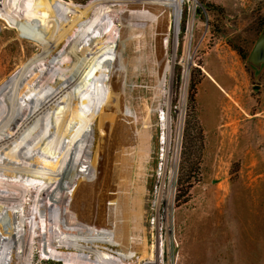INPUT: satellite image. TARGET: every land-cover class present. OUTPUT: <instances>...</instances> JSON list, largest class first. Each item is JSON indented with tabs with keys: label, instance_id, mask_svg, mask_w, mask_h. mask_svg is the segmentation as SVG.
<instances>
[{
	"label": "rangeland",
	"instance_id": "374dc122",
	"mask_svg": "<svg viewBox=\"0 0 264 264\" xmlns=\"http://www.w3.org/2000/svg\"><path fill=\"white\" fill-rule=\"evenodd\" d=\"M19 1L0 0V83L26 66L19 86L27 84L31 89L29 96L36 100L32 109L35 114L38 112L43 128L30 107L26 108L17 124L22 126L25 120L18 134L20 141L10 138L2 153L16 149L15 142L23 144L27 142L24 138L29 141L32 131L31 135L48 133L52 128L62 130L60 124L64 121L66 130L57 147L43 144L41 148L51 149L52 153H40L47 154L51 164L28 156L39 164L36 170H53L49 180L46 177L35 185L39 191L50 189L54 198L63 191L62 212L69 216L73 215L69 208L74 205L73 196L78 197L77 206L85 213L77 218L93 232L61 233L59 222L65 227L77 223L60 216L49 197L46 199L52 209V221L47 225L43 209L36 204L38 196L29 200L25 191L22 206L15 207L19 226L10 258L17 259L25 229V264H66L43 251L42 240L33 239L35 229L43 235L49 226L56 229L58 238H92L88 245L94 247L97 255L104 252L103 246L119 250L117 246L123 241L130 242L129 202L136 189L142 187L140 229L148 233V249L142 259L140 233L137 246L123 251L135 260L141 257L135 264H145L152 258L153 244L158 245L154 252L158 264H264V67L255 73L247 63L249 52L264 29V0H170L153 8L145 7L148 14L162 13L163 20L155 21L157 30L153 33H149L148 28H153L146 19L134 17L126 21L130 8L118 4L114 11L107 12L97 4L96 10H103L99 14L103 19L114 20L117 30L111 32V40H106L98 17L80 15L85 5L95 0H60L54 10H49L43 0H32L38 10L44 5L45 17L32 21L33 24L27 20L17 22L28 25V29L33 26L34 38L9 26ZM66 16L70 20L77 17L75 26L66 28ZM149 35L152 40L147 45ZM145 45L159 64L156 72L167 68L166 85L159 88L156 98L153 93L144 95L142 91L145 84L140 73L144 68L129 62L136 54L143 55ZM97 47L102 48L103 54H94ZM41 58L44 59L37 60ZM33 59L37 61L32 62ZM81 63L84 70L78 76L73 67L78 70ZM50 69L54 75L51 82H43L42 86L39 79L28 82L31 74ZM91 83L95 86L93 92ZM139 85L141 91H136ZM190 92L193 101L189 99ZM73 100L72 107L68 103ZM125 115L132 123L126 121ZM142 131L151 138L152 150L147 155L151 163L148 178L141 177L136 182L141 172L136 157L142 148L129 142L135 136L138 140ZM0 133L6 136L5 130ZM100 138L111 142L104 176L101 157L107 145L100 148ZM65 149L69 150L68 155L62 153ZM119 153L122 157L115 160ZM83 154L88 161L84 164L80 161ZM116 162L118 179L113 181ZM24 205L30 213L26 217L22 212Z\"/></svg>",
	"mask_w": 264,
	"mask_h": 264
},
{
	"label": "bare ground",
	"instance_id": "6f19581e",
	"mask_svg": "<svg viewBox=\"0 0 264 264\" xmlns=\"http://www.w3.org/2000/svg\"><path fill=\"white\" fill-rule=\"evenodd\" d=\"M33 1H36V0H33ZM169 1L170 0H167V1H164V0H161V1H158V0H95V1H89L85 5L84 11L82 13H80V15L83 14V15L87 16L90 14H94L95 17H98L101 20V22H99V25L104 29V31H106V34H105L106 40H111L112 39L111 32L113 30H117V29H115V25L113 24L114 20L111 19L110 21H107V20L103 19L99 15L102 9H100V11L96 10L97 4H101L104 7L103 8L104 11L107 10V12L114 11V9H113L114 6L118 5V4L121 6V8H123L124 6L127 7L128 9L130 8V12H129L130 14L128 13L129 17L126 19V21L127 20L130 21L134 17H135V19L136 18L146 19L149 21L150 25H152V28H153L152 31L149 30V28H148V31H149V33H153L157 30L155 21L157 19L163 20L162 13H159L157 16H155L154 14L146 13L144 8L145 7L153 8L155 5L157 6V4H167V3H169ZM130 2H136V4L133 5V3H130ZM43 3L49 5L48 6L49 10H52L53 8L57 9L56 6H58V3H60V0H43ZM23 7L25 8L24 10H22ZM135 7H138V10ZM131 9H133V10H131ZM68 10H69V8H68ZM118 10H121V9H118ZM36 11H39V12H36ZM72 11H74V9ZM102 12H103V10H102ZM113 13H115V12H113ZM15 14L16 15L14 16V20H12V22H11V24H9V26H11L12 28H15L19 34L30 35L34 38L35 34H34V31L32 28L33 26H31L30 29H28L29 28L28 25H27V27H24V26L20 25L17 22V20H27V21H29L30 24H33V22H37L36 20H40V19L45 17L44 5H43V8L38 10V8L36 6H34V4L32 3V0H20L18 7H17V11L15 12ZM65 15H67V14H65ZM15 17H16V19H15ZM124 17H125V15H124ZM76 18L77 17H74V18H71V20H70L67 17V20L69 23L66 24L67 25L66 28H68L69 26H71V28L73 26H75V19ZM95 21H98V20H95ZM135 27H136V25H135ZM39 30H40V28H39ZM44 35H45V33H44ZM49 37H51V36L49 35ZM151 40H152L151 35L147 36V42L145 44L149 45ZM46 42H50V41L46 40ZM52 44H50V45H52ZM147 45L142 47V50L144 51L143 55L142 54L140 55L138 53L134 57L132 56L133 58L129 62L132 64L131 66L135 65V66H140V67L144 68L143 71L141 70V73H140V77L143 78V82L145 84V86H143V88H142V91H143L144 95H148L151 92V93H153L154 97L156 98L160 94L159 88H162L163 86L166 85L167 68L166 67L162 68L161 73H159L158 71L156 72V69H159L160 67H159V64L154 62L155 61L154 53L150 51V49H149V47H147ZM44 46H43V48H44ZM45 47H47V46H45ZM133 52H135V51H133ZM133 52H131V53H133ZM97 53L103 54L101 47H97L95 49L94 54L96 55ZM105 54H106V51H105ZM37 56H40V54ZM157 56H156V58H157ZM36 58H39V57H36ZM42 59H44V58L37 59V60H42ZM37 60L33 59L32 62H35ZM68 60H70V59H68ZM98 60H100V58ZM82 66L83 65L81 63L79 65L78 70H77V66L73 67V70L78 71V74H77L78 76L81 72L83 73L84 69ZM37 67H38V65H37ZM25 68H26V66L18 68L17 70H15L11 74V76H9L8 78H6L5 80H3L0 83V130L6 131V136H5V134L0 133V136H1L0 137V149H1L0 153H2L3 145L8 143L10 138L13 137V138L17 139L18 141H20L21 136L19 137L18 134H19L20 130L23 128V124H24L23 122L25 120L22 122V124H21L22 126H18L17 124L23 119V113L26 111V108L30 107L29 110L31 111L32 114L35 115L37 120L40 118L38 112L36 111L37 114H35V111H33V109H32V108H34V105L36 104L35 103L36 100H35V97L31 98V96H29V92L31 89H28L27 84H25V85L23 84L21 87L19 86L20 79L22 78V74L25 72ZM57 69L58 68H56V70ZM51 70L52 69H50V71L48 70V71H42L41 73L36 72L34 74H31L29 79H27V80L30 83V82L36 81V79H39L40 82H42V84L40 83L41 85L39 84V86H42V85H44V83L46 81H48V80L50 81V79L54 77V75L51 74ZM99 71L102 74V76L105 75L104 71H102L101 69H97V72H99ZM57 73H59V72H57ZM69 75H70V73H69ZM99 77H100V75H99ZM136 81L139 82V77L136 78ZM92 83H91L90 91L93 92L94 91L93 87H95V86H92ZM152 86H154V88H152ZM140 88H141V86L139 85L138 88H136V91L137 90L141 91ZM21 93L24 94V97L22 96ZM41 96L43 99L44 96L43 95H41ZM154 97H153V99H154ZM71 98H73V97H71ZM39 99H38V102H39ZM67 101H68V99H67ZM73 102H74V100L71 102L69 101L68 104L69 105L71 104L70 106H72ZM40 104H42V103H40ZM59 104H60V102H59ZM20 105H22L24 107V108L22 107L23 110L20 109L21 108ZM56 106H58V105H56ZM45 107L46 106H44L43 108H45ZM106 107L107 106L105 105L104 106L105 110L108 109V107L107 108ZM146 111H148V110H146ZM43 112L45 114L46 113L49 114L50 111L47 112V110L44 109ZM148 113H149V111H148ZM50 116H51L50 118L52 120L54 114H52ZM125 116H126L125 117L126 121L132 123L130 121L129 117L127 115H125ZM55 117H57V116H55ZM148 117H149V115H148ZM145 123L147 124V122H145ZM58 125H59V123H58ZM24 126H26V125H24ZM39 127H40V129L43 128V124H41L40 119H39ZM61 127H62V130L56 131V129L54 130L52 128V129H50V131L48 133L40 131V132H36V133L34 132L31 135V133L33 132L32 131L30 133L31 139H29V141H28V139L26 140L24 138V140L27 142H24L23 144H22V141L21 142H15V143H18V145H16V147H17L16 149L13 147L15 150L13 149L12 151H10L8 149V153L5 150L2 154H0V260H1L0 263H3V264H25V258H26L25 255L27 254V253L25 254V251L27 249L26 248L27 240L25 237V233H26L25 229L23 230V233L21 235V241H20L21 242L20 243L21 244V246H20L21 251L19 252V254H17V259L14 260V259L10 258L12 255H14L13 246H14V244L17 243L16 234L18 233V226H19L15 220L16 214H17L15 211V209H16L15 207L18 208V206H22L23 200L25 198L24 197L25 191H26V195H29V197H30V198L28 197L29 200H32L34 197L38 196V198H37L38 200H36V204L40 205L41 206L40 208L43 209L46 221H48L47 225L51 224V221H52V209L47 205V199H46L47 197H49V199L54 200L53 201L55 203L54 206H56L55 210H59L60 216H62L65 220H68L70 223H74V224L77 223V226L65 227L62 222H59L58 223V228H59L58 230H60L61 233L66 232V233L77 234L79 232H93V229L84 227V224L82 223V221L79 218H77L79 215L85 213L84 210H83L84 212H82L77 206L78 197L75 198V196H73L74 205L72 207H69L73 210L72 211L73 215L69 216L66 213L62 212V207H63L64 201H65V194L63 191L61 192V194L59 195L58 198H54V197H52V194L50 193V189L46 188L42 191H39V189L35 185L36 182L42 181L46 177L47 178L45 180L46 181L49 180L51 178L49 176V174L53 170L47 171V172H42V171L36 170L35 168H37V166L39 164H35L34 162H32L28 158V156H30L31 158H35V157L39 158V160H41V158H42L46 162V164H48V165L51 164L52 161L50 158L46 157L47 154L45 156L40 155V153L44 154L47 150L49 152H51V149H47L45 151H42L44 149H41V148L44 146L43 144L47 145V147L53 145L54 149H55V147H57V145H58L57 143L59 141V138L61 137L63 132H65V130H66L65 126H64V121L61 122L60 129H61ZM31 129H29V130H31ZM23 131H24V129H23ZM7 133L9 134V136L7 135ZM43 133H45V134H43ZM54 134H57V135H54ZM15 139H14V141H16ZM150 140H151V138H149V133L147 135V133H145V131H142L138 140H136V136H135V138H133L132 141L129 142V143H135L137 145H140L142 148V151L137 153V157H136V159L139 163V166L141 167V172H140V174H137L136 182H139L141 177L143 180H146L148 178L147 172L149 170L151 162L148 161L147 155L149 154V151L152 150V145L150 143ZM98 145L100 148L102 147L103 149H105L106 145H107V149L104 150L103 156L101 157V168H102V174L104 176L107 174V170H108L109 156L111 155V150H110L111 142H110V140H106L105 138H100V140H98ZM126 145H128V143ZM86 147H87V145H86ZM62 153L68 155L69 150L65 149V150H63ZM121 154L124 155V153H122V151H121ZM119 156H120V153L118 156H116L115 160H118ZM120 157H122V156H120ZM84 158L85 157L83 154L81 159H80L81 163H83V164L88 162L86 160V158L85 159ZM6 161L8 164L5 163ZM11 163L16 164V165L11 166L12 165ZM9 164H11V165H9ZM115 164H116V166H115V174H114L113 181H116V179H118L117 178V162ZM28 166H30L31 168ZM53 174L55 175L56 173L53 172ZM41 176H43V177H41ZM56 178L57 177L53 178V180H55ZM23 186L26 187V190H22ZM141 188L142 187H140L139 189H141ZM139 189H136L134 196L131 197V200L129 202V208L131 209V217H132L131 218L132 219V225L130 227L131 239H130V242H127L125 240L121 243V246H117V247H119L118 248L119 250H109L108 247L103 246L102 249L105 253L103 252L102 254L97 255V252L95 251L94 247L88 245L93 240L92 238L84 237V238L77 239V240L76 239L74 240L73 238H70L68 236H65L63 238H58L56 236V232H57V231H55L56 229L52 230L50 228V226L45 230V233L43 235L39 232V230L35 229L33 239L35 241H37V240L41 241L42 240L44 245H45L43 251L45 250L46 252L47 251L50 252L52 257H54L55 259L60 260V261H65L66 264H135V261H140L143 259V256L146 255L145 253H146V250L148 249L147 248L148 233L145 232L143 228L140 229L141 217H142V213H143L142 208L144 206V200H143V195H142L141 191H139ZM117 196L118 195H116V197ZM116 197H114L112 199L114 202H115ZM45 199H46V202H45ZM69 208H68V210H69ZM22 212L25 215V217H26V215L30 214L27 210V207H25V205H24V207H22ZM102 212H104V211H102ZM34 215H35V218H37L36 213H34ZM73 219H75L77 222H74ZM25 226H26V222L23 223V228H25ZM122 230H124V229L122 228L121 231ZM140 233L142 235V244L144 247H142V248L139 247L140 248L139 252H142L143 255L141 256L142 259H141V257H139L138 259L135 260V258L128 256V254H125V252H123V251H125V249H127V248H131V247L133 248V247H135V245L137 246L136 241L139 239ZM104 244L108 245V243H104ZM113 245H114V243H113ZM157 249H158V245L153 244V246L150 249V251L152 253V258H150L149 261L145 262V264H158V259L154 255V252Z\"/></svg>",
	"mask_w": 264,
	"mask_h": 264
},
{
	"label": "water",
	"instance_id": "95a60500",
	"mask_svg": "<svg viewBox=\"0 0 264 264\" xmlns=\"http://www.w3.org/2000/svg\"><path fill=\"white\" fill-rule=\"evenodd\" d=\"M247 63L255 73L264 67V29L261 30L255 44L249 52Z\"/></svg>",
	"mask_w": 264,
	"mask_h": 264
},
{
	"label": "trees",
	"instance_id": "16d2710c",
	"mask_svg": "<svg viewBox=\"0 0 264 264\" xmlns=\"http://www.w3.org/2000/svg\"><path fill=\"white\" fill-rule=\"evenodd\" d=\"M192 89H194V87H192ZM189 99H190V101H193V92H190V95H189Z\"/></svg>",
	"mask_w": 264,
	"mask_h": 264
}]
</instances>
